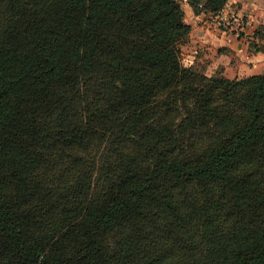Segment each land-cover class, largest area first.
<instances>
[{"label":"trees","instance_id":"obj_1","mask_svg":"<svg viewBox=\"0 0 264 264\" xmlns=\"http://www.w3.org/2000/svg\"><path fill=\"white\" fill-rule=\"evenodd\" d=\"M191 30L181 0H0V264H264V73L186 66Z\"/></svg>","mask_w":264,"mask_h":264},{"label":"crops","instance_id":"obj_2","mask_svg":"<svg viewBox=\"0 0 264 264\" xmlns=\"http://www.w3.org/2000/svg\"><path fill=\"white\" fill-rule=\"evenodd\" d=\"M181 2L185 10V20L192 27L189 39L181 45L186 66L197 65L207 75L227 76L234 61L247 58L249 62L256 63L264 58V51L260 49L247 53L250 43H258L260 40L264 42V30L260 34L255 30L259 27L257 21L264 20V0H228L227 6L243 7L254 19L251 25L240 31H224L212 20L213 17H207L205 12L195 13L187 0ZM214 70L219 73L215 74Z\"/></svg>","mask_w":264,"mask_h":264},{"label":"rangeland","instance_id":"obj_3","mask_svg":"<svg viewBox=\"0 0 264 264\" xmlns=\"http://www.w3.org/2000/svg\"><path fill=\"white\" fill-rule=\"evenodd\" d=\"M264 20H259L257 21V25H259L258 28H255L258 33H263L264 30V25H263ZM260 29V30H259ZM263 50L264 51V42H253L250 43L248 48H247V53L250 52H255V50ZM221 68H219L220 70ZM218 71V70H217ZM214 70V73H219ZM221 72V71H220ZM264 72V58L255 62H249L246 59H243L242 61H234L232 62V65L230 66L228 70V77L229 78H235V77H243V76H248L251 75L252 73H263ZM212 76V75H211Z\"/></svg>","mask_w":264,"mask_h":264},{"label":"built area","instance_id":"obj_4","mask_svg":"<svg viewBox=\"0 0 264 264\" xmlns=\"http://www.w3.org/2000/svg\"><path fill=\"white\" fill-rule=\"evenodd\" d=\"M213 17L219 28L222 30H243L254 21L252 15L243 7L226 6L220 14Z\"/></svg>","mask_w":264,"mask_h":264}]
</instances>
